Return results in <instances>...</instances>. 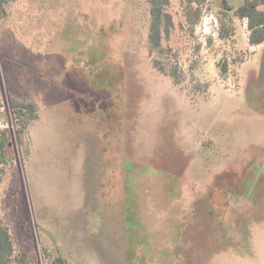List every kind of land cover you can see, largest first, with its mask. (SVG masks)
I'll return each mask as SVG.
<instances>
[{
	"label": "rangeland",
	"instance_id": "374dc122",
	"mask_svg": "<svg viewBox=\"0 0 264 264\" xmlns=\"http://www.w3.org/2000/svg\"><path fill=\"white\" fill-rule=\"evenodd\" d=\"M4 11L0 214L18 251L38 264L43 252L73 264H264V43L249 47L244 21L221 42L214 4L172 0L182 25L171 46L187 72L175 87L148 56L147 0ZM9 97L37 106L21 138Z\"/></svg>",
	"mask_w": 264,
	"mask_h": 264
},
{
	"label": "trees",
	"instance_id": "16d2710c",
	"mask_svg": "<svg viewBox=\"0 0 264 264\" xmlns=\"http://www.w3.org/2000/svg\"><path fill=\"white\" fill-rule=\"evenodd\" d=\"M16 0H0V13L4 8ZM191 4L202 5L212 3L217 8V39L221 42L233 44L236 39L235 21H244L246 25V38L249 47H256L264 43V0H243L239 6L233 5L229 0H189ZM148 26H147V52L151 65L161 74L168 77L175 87H180L187 81L183 66L179 62L176 50L171 46V38L176 31L175 16L171 11L172 0H147ZM244 57L236 56L225 58L218 64L221 76L228 73V64L243 62ZM195 76L192 75L191 78ZM191 84L199 93H207L209 82H198L191 79ZM10 113L16 126V135L21 138L31 122L38 119V110L34 102L8 98ZM0 101V118L3 114ZM11 147V132L7 128L0 130V165H7L11 160L7 157ZM3 171L0 168V173ZM47 264H73L66 257L56 254L51 256L43 252ZM0 264H38L37 255L27 251H18L13 243L8 225L0 214Z\"/></svg>",
	"mask_w": 264,
	"mask_h": 264
}]
</instances>
